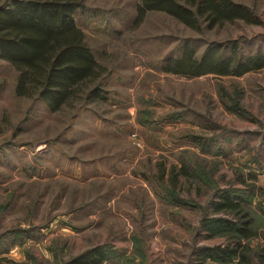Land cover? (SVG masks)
I'll return each mask as SVG.
<instances>
[{"label": "rangeland", "instance_id": "1", "mask_svg": "<svg viewBox=\"0 0 264 264\" xmlns=\"http://www.w3.org/2000/svg\"><path fill=\"white\" fill-rule=\"evenodd\" d=\"M79 1L76 23L107 67L87 106L56 113L18 97V73L0 58V259L67 264L104 246L103 264H219L200 263L194 247L228 244L199 234L209 201L228 189L258 230L248 264H263L264 68L199 77L162 68L185 45L200 56L226 44L229 55L237 41L244 56L264 54V0H235L261 24L201 30L158 11L137 24L139 0ZM235 100L243 114L230 110ZM181 165L189 180L173 170Z\"/></svg>", "mask_w": 264, "mask_h": 264}, {"label": "trees", "instance_id": "2", "mask_svg": "<svg viewBox=\"0 0 264 264\" xmlns=\"http://www.w3.org/2000/svg\"><path fill=\"white\" fill-rule=\"evenodd\" d=\"M83 8L79 0H5L0 3V58L17 71L15 94L18 97L42 100L52 112L65 108L81 110L99 96L106 83L107 67L95 56L86 33L75 16ZM163 12L185 26L201 30L222 27L235 22L261 24V19L246 4L235 0H139L135 22L140 24L149 12ZM226 44L213 43L197 53L185 45L178 57L168 58L163 70L187 77L207 74L243 76L264 68V54L244 56L233 41L230 54ZM229 107V106H228ZM230 110L243 114L237 100ZM173 170L189 180V169L183 165ZM173 171V172H174ZM172 183L175 180L173 174ZM175 188V186H174ZM179 204L187 200L177 197ZM207 208L213 214L202 218L199 234L206 238H225L228 244L197 246L195 255L203 263L248 264L250 241L258 230L247 201L234 190H217ZM104 246L89 248L71 258L67 264H103L108 255ZM264 264V247L258 249ZM3 261L6 263H3ZM0 264H27L0 259Z\"/></svg>", "mask_w": 264, "mask_h": 264}]
</instances>
